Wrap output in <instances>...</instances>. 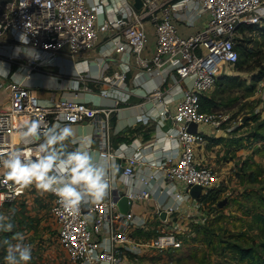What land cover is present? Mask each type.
I'll list each match as a JSON object with an SVG mask.
<instances>
[{
  "label": "built area",
  "instance_id": "1",
  "mask_svg": "<svg viewBox=\"0 0 264 264\" xmlns=\"http://www.w3.org/2000/svg\"><path fill=\"white\" fill-rule=\"evenodd\" d=\"M1 3L0 38L9 31H16L26 36V42L23 39L14 45L7 44L0 51V62L8 72L0 76V94L6 95L9 101L6 107L0 108V155L6 154L10 147L35 146L19 142L25 120L40 119L44 127L58 120L62 125L92 124L99 143L97 150L106 167L113 158L123 159L125 163L117 179L126 184L127 189L120 190L117 185L110 189L109 186L103 199L86 200L78 211L63 208L55 194L48 192L53 199L51 214L58 226L59 241L70 261L74 264H129L128 255L138 257L148 248L160 251L178 248L183 240L175 230L149 239L134 237L131 229L139 220L132 210L125 213L119 209V198L127 195L132 205L149 198L147 182L161 171L165 180L161 189L173 195L178 205L190 195L193 185H200L202 191L208 193L220 183L218 170L198 161L197 148L206 142L211 131L222 130L229 115L205 109L202 97L213 89L222 73L238 61L236 44L242 36V28L264 22V0H142L139 8L131 6L128 13L109 14L101 20L98 10L106 0H6ZM194 3L199 5L195 15H208V21L193 34L185 35L179 30L177 20L185 19ZM186 22L192 23L190 19ZM149 26L153 27L156 40L153 52L147 55ZM95 47L106 57L99 63L100 76L96 79L105 84L98 94L107 99L106 103L94 104L80 97V93L95 92L89 84L91 74L84 70L76 72L72 84L76 90L72 96L42 98L27 82L37 71L57 77L44 68L58 63L63 55L82 56ZM31 49L38 53V58ZM118 56L121 82L107 73L110 64L106 59ZM132 67L159 78L156 86L139 93L146 98L138 104L140 108L146 101H152L153 105L138 120L148 123L155 118L162 124H170L165 135L181 145L177 159L168 155L150 162L154 172L142 177L140 187L131 186V179L136 169L145 164L141 151L126 143L115 147L110 134L113 114L136 93L135 87L125 82ZM70 87L62 85V88ZM191 123L198 125L196 131L190 130ZM106 180L109 185L108 174ZM178 184L185 186L186 195L178 189ZM30 187L5 182L0 169V207L19 201ZM175 208V205L168 206L169 211ZM195 208L196 213L201 212L202 202Z\"/></svg>",
  "mask_w": 264,
  "mask_h": 264
},
{
  "label": "rangeland",
  "instance_id": "2",
  "mask_svg": "<svg viewBox=\"0 0 264 264\" xmlns=\"http://www.w3.org/2000/svg\"><path fill=\"white\" fill-rule=\"evenodd\" d=\"M238 45L239 62L230 67V74L226 72L231 76L221 77L223 82L219 80L210 94H218V98L204 100V108L229 115L218 136L209 138L210 145H215L211 147L216 153L213 164L221 181L210 192V200L204 201L207 218L189 231L176 229L182 244L163 251L151 250L141 260L143 264H250L240 259L235 245L252 246L264 261V224L256 218L259 213L264 215V30L244 35ZM30 195L36 208L23 200L20 212L10 213L7 207L0 209V216L10 218L11 231L35 232L32 240L37 248L46 244L48 251L50 245H56L63 264H73L58 238L53 239L55 224L48 214L51 196L44 192L41 198H33V192ZM18 212L23 218L16 224L14 215ZM45 233L47 237H41ZM53 257L48 251L46 264H54Z\"/></svg>",
  "mask_w": 264,
  "mask_h": 264
},
{
  "label": "crops",
  "instance_id": "3",
  "mask_svg": "<svg viewBox=\"0 0 264 264\" xmlns=\"http://www.w3.org/2000/svg\"><path fill=\"white\" fill-rule=\"evenodd\" d=\"M141 0H106V3L100 7L98 10L100 20L103 17L108 16L109 14L113 15H122L124 13H128V8L131 6L139 8L138 6ZM192 9L186 12L185 19H178L177 24L179 26V30L182 34L190 35L195 31L199 30L201 27L206 25L208 21V15H204L203 17H197L195 15V9L199 8L198 3H194L191 7ZM121 12V13H120ZM187 20H191V24L186 22ZM149 50L147 55H150L153 52V47L155 43L154 29L152 26H149ZM103 38L105 34L101 35ZM24 37L20 33L16 31H9L5 33L3 37L0 38V51L4 49V46L7 44L14 45L15 42L23 40ZM101 42V41H100ZM1 53V52H0ZM114 57H117V54L114 53ZM102 58H106L102 55L99 50V47H95L88 52H86L82 56H67L63 55L60 58V61L54 65L46 66L44 69L49 71L50 75H57V77H52L44 74L42 71H37L34 73L31 79H27V82L35 87V91L42 98L66 95L72 96L73 91L76 90L72 84L76 78L77 70H84L85 72H89L91 74V80L89 81L90 86L95 90L93 94L90 93H80V97L84 100H89L90 103L101 104L106 103L107 99H103L99 94L98 90L105 86L96 81L99 78L100 74V65ZM110 64V67L107 71L108 75L112 77V79L119 80V73L122 71L120 67L119 56L118 58L106 59ZM227 73H231L227 71ZM223 74V73H222ZM222 76H231L224 73ZM220 82H223L220 79ZM159 78L156 75H150L147 73H140L138 69L132 67L126 76V84L130 87H135V94L133 95L131 101L128 104H125L120 107V109L113 114V118L111 120L112 128H111V137L113 140V144L115 147L119 146L122 143L128 144L129 147L138 149L141 151V155L145 161V164L136 169V174L131 179V186L140 187L143 186L142 177H147L150 173L154 172V168L150 167V162L160 159L164 156H172L177 159L181 153V145L175 140L169 139L165 135V131L170 126V124H162L157 121L155 118L151 119L148 123H143V121H139L138 117L144 114V111L149 109L153 104L152 101H146L143 105V108H140L138 104L144 101L146 98L143 95L144 92H147L151 87L157 85ZM121 82V81H120ZM66 84L70 88H62V85ZM215 90V89H214ZM213 90V91H214ZM209 91L207 93V97L209 98H218V94ZM140 93V94H139ZM9 103L6 95L0 94V108L2 106H7ZM72 126L75 132V139L90 141L87 145L88 150L94 155L95 158L103 161L99 151L97 150V146L99 145L98 141L94 137V128L90 123H73L69 124ZM220 132V131H219ZM215 130L211 131L206 136V142L197 148V159L202 163H206L212 165L216 168L214 162L216 153L212 149L215 147L213 143L210 145L209 138H216L218 135ZM209 142V143H208ZM67 143V141H65ZM69 150L77 147V144L68 145ZM99 147V146H98ZM212 147V148H211ZM94 148V149H93ZM204 151L208 152L205 154ZM214 155V156H213ZM125 168V163L123 159L113 158L110 161V166L106 167L107 174L110 176L111 180L109 183L110 189L114 186H118L120 190L127 189V185L123 182L119 181L117 177L123 173ZM165 180L163 176V172H156L152 178H150L147 182L146 188L150 191L151 196L149 198H144L141 200L135 201L131 206V210L137 216L139 223L136 224L131 229V233L137 239H149L161 232H166L170 230L181 229L189 231L192 226H196L205 222L204 220L207 218L206 212L203 211L204 201L202 200V196L207 194L202 191L200 197H193L190 193L188 197L186 196L178 205L177 199L171 194L166 193V191H162V186H164ZM178 189L182 191L186 195V189L183 184H178ZM111 191V190H110ZM31 192H33L34 196L40 197V195L49 194L45 191H40L35 187V185H31L30 189L26 192V194L19 200L13 203H7L0 207V209H4L8 207V212L19 211L21 208L20 202L26 201L30 203L33 208H36L35 202L31 200ZM51 196V194H49ZM41 198V197H40ZM52 198V196H51ZM52 200L49 203V215L53 218L51 214V206ZM202 202L201 213H196L195 206L197 203ZM169 205H175L176 208L173 211L168 210ZM20 212V211H19ZM14 215L16 218L15 223L20 221L23 217L21 214ZM37 214L34 213L33 216ZM41 216V213L38 214ZM90 219L92 220V215H90ZM25 220V219H24ZM46 221V217L41 221L42 225ZM17 224V223H16ZM53 229L55 230L56 236L53 239L58 238L59 240V232L57 223L54 220ZM45 231V230H44ZM21 232L24 235V242L31 245L32 258L26 262V264H46V256L48 255V251L51 255L54 254L53 263L54 264H63L62 256L58 257V250L56 245H50V248L46 249V244H43L42 247L34 246L33 238L35 237V232L32 230H14L8 232H0V244L3 247H0V264H7L4 260V256L6 253V245L3 244L4 240H8L11 243H15L16 239L14 237V233ZM46 232V231H45ZM47 233L42 235L41 237H47ZM40 237V238H41ZM2 240V241H1ZM42 242H46L42 240ZM40 241V244L42 243ZM107 242V241H105ZM151 248L145 250V253L141 254L138 257L128 255L126 260L129 264H143L141 260L148 254H150ZM67 252V251H66ZM68 257V254H67ZM69 259V257H68ZM70 260V259H69ZM72 262V261H71ZM73 263V262H72ZM74 264V263H73Z\"/></svg>",
  "mask_w": 264,
  "mask_h": 264
},
{
  "label": "clouds",
  "instance_id": "4",
  "mask_svg": "<svg viewBox=\"0 0 264 264\" xmlns=\"http://www.w3.org/2000/svg\"><path fill=\"white\" fill-rule=\"evenodd\" d=\"M33 56L38 58V53ZM7 74L0 62V76ZM74 137L72 126L62 125L58 120L47 127L42 126L40 119L25 120L19 142L35 146L10 147L6 154L0 155L4 181L21 187L34 184L39 190L50 191L63 208L72 211H78L86 200L103 199L109 187L106 165L88 150L90 141ZM69 143L77 147L69 150ZM12 228L10 218L0 216V230L11 231ZM14 237L15 243L3 241L6 245L4 260L7 264H26L32 258L31 245L24 242L21 232L14 233Z\"/></svg>",
  "mask_w": 264,
  "mask_h": 264
},
{
  "label": "trees",
  "instance_id": "5",
  "mask_svg": "<svg viewBox=\"0 0 264 264\" xmlns=\"http://www.w3.org/2000/svg\"><path fill=\"white\" fill-rule=\"evenodd\" d=\"M6 1V0H5ZM256 29H258V30H264V22L263 23H261V24H258V25H249V26H245V27H243L242 28V30H243V33H242V36L241 37H239L238 38V42H237V44H236V47L238 48V50H239V59H238V61L235 63V64H237L238 62H239V60H240V58H241V52H240V49H239V39L240 38H242L244 35H248V34H246V33H250V32H254V31H256ZM246 30V31H245ZM234 64V65H235ZM231 66H233V65H231ZM230 66V67H231ZM228 68V70L227 71H229L231 68ZM226 71V72H227ZM225 72V73H226ZM224 74V73H223ZM222 74V75H223ZM227 74V73H226ZM220 76L219 78H218V80H217V82H216V84L218 83V81L221 79V77H226V76ZM206 98H209V97H207V94L205 95V96H203L202 97V99H203V104H204V100L206 99ZM210 99V101L212 100L211 98H209ZM208 107L209 108H212V104H208ZM205 109H208V108H205ZM212 190H214V189H211L207 194H205V195H203L202 196V200L203 201H209L210 200V192L212 191ZM256 218H257V220L261 223V224H264V215L262 214V213H259L258 215H256ZM235 248L238 250V252H239V255H240V259L242 260V261H249L250 262V264H253V262L254 263H257V264H264V261L260 258V256H259V254L257 253V251L252 247V246H247V247H244V246H241V245H235Z\"/></svg>",
  "mask_w": 264,
  "mask_h": 264
},
{
  "label": "water",
  "instance_id": "6",
  "mask_svg": "<svg viewBox=\"0 0 264 264\" xmlns=\"http://www.w3.org/2000/svg\"><path fill=\"white\" fill-rule=\"evenodd\" d=\"M138 4H139L138 6H141L142 0ZM197 127H198V125L196 123H191L190 130L196 131ZM201 193H202V187L200 185H193L190 189V194L193 197L198 198V197H200ZM223 202L224 201H220L219 205H223ZM118 206L122 212H125V213L129 212L131 210V206H132L131 200L128 198L127 195L124 194V195H122V197L119 198ZM84 208H85V210H88L87 205H85Z\"/></svg>",
  "mask_w": 264,
  "mask_h": 264
}]
</instances>
